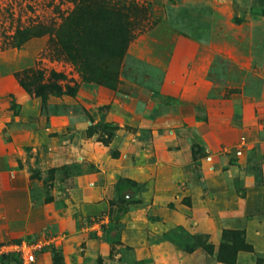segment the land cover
Returning a JSON list of instances; mask_svg holds the SVG:
<instances>
[{
    "label": "rangeland",
    "instance_id": "rangeland-1",
    "mask_svg": "<svg viewBox=\"0 0 264 264\" xmlns=\"http://www.w3.org/2000/svg\"><path fill=\"white\" fill-rule=\"evenodd\" d=\"M116 134L157 158L84 202L94 167L67 156ZM20 237L51 240L34 264H264V0H0V244Z\"/></svg>",
    "mask_w": 264,
    "mask_h": 264
},
{
    "label": "crops",
    "instance_id": "crops-1",
    "mask_svg": "<svg viewBox=\"0 0 264 264\" xmlns=\"http://www.w3.org/2000/svg\"><path fill=\"white\" fill-rule=\"evenodd\" d=\"M133 141L128 145H121L119 144L118 134H116L107 144L102 146V155L67 156L69 159L76 158L81 163L80 167L85 163L92 164L94 167L91 173L89 171L84 172L81 168V175L75 176L73 179L76 187L81 188L80 199L82 201L96 203V205L102 204L103 207L110 196L111 183L117 176L135 181L141 179L143 173L140 174L139 165L137 167L136 165L139 161H143L145 156L155 159L157 155L154 154L153 150L151 154L147 152L151 149L148 145L152 144V140L147 141V145H144L138 139ZM129 145L134 147L132 153H128ZM112 151L116 154L110 155L109 153ZM65 190L68 189L65 188Z\"/></svg>",
    "mask_w": 264,
    "mask_h": 264
},
{
    "label": "built area",
    "instance_id": "built-area-1",
    "mask_svg": "<svg viewBox=\"0 0 264 264\" xmlns=\"http://www.w3.org/2000/svg\"><path fill=\"white\" fill-rule=\"evenodd\" d=\"M240 153L239 150H236ZM51 240L44 237L41 240L20 237L18 239L4 241L0 244V257L14 256L19 264H34L37 255Z\"/></svg>",
    "mask_w": 264,
    "mask_h": 264
},
{
    "label": "trees",
    "instance_id": "trees-1",
    "mask_svg": "<svg viewBox=\"0 0 264 264\" xmlns=\"http://www.w3.org/2000/svg\"><path fill=\"white\" fill-rule=\"evenodd\" d=\"M41 95H43V90H42V89H39V90L36 92V97H40Z\"/></svg>",
    "mask_w": 264,
    "mask_h": 264
}]
</instances>
